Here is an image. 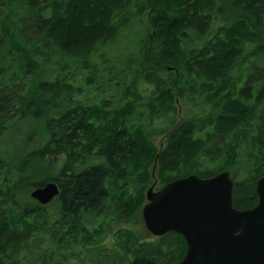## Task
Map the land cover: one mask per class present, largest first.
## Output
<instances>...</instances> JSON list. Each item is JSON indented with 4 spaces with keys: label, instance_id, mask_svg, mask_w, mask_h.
<instances>
[{
    "label": "trees",
    "instance_id": "obj_1",
    "mask_svg": "<svg viewBox=\"0 0 264 264\" xmlns=\"http://www.w3.org/2000/svg\"><path fill=\"white\" fill-rule=\"evenodd\" d=\"M26 120L45 140L0 152V264H179L183 237L133 227L149 169L161 188L227 171L232 207L257 205L264 0H0V142Z\"/></svg>",
    "mask_w": 264,
    "mask_h": 264
},
{
    "label": "water",
    "instance_id": "obj_2",
    "mask_svg": "<svg viewBox=\"0 0 264 264\" xmlns=\"http://www.w3.org/2000/svg\"><path fill=\"white\" fill-rule=\"evenodd\" d=\"M230 173L201 179H175L145 194L141 217L155 238L175 233L183 237L186 253L179 264H264V177L256 182L257 205L232 207ZM59 195L56 183L37 187L30 198L42 206Z\"/></svg>",
    "mask_w": 264,
    "mask_h": 264
},
{
    "label": "rangeland",
    "instance_id": "obj_3",
    "mask_svg": "<svg viewBox=\"0 0 264 264\" xmlns=\"http://www.w3.org/2000/svg\"><path fill=\"white\" fill-rule=\"evenodd\" d=\"M136 43V40H130L128 42L122 43V46H120L119 48V56L121 58H125L126 56L133 53ZM177 109L179 115L176 118V122L180 123L185 120V107L178 105ZM42 124V121L39 120H26L16 123L1 138L0 152L5 156H18L20 154L26 153L27 151H31L40 147V145L45 140V134L43 133ZM165 137L166 135L163 133L162 135L159 134L153 138V146L157 150H159V148H162L165 142ZM155 164L156 162H154V164H152L149 169L150 179L146 188V192L151 187L154 189V191H157L161 188V184L156 178L157 166ZM138 220L139 224L133 227H137L138 229L142 230L145 240H153L154 237L151 236L144 227L142 217Z\"/></svg>",
    "mask_w": 264,
    "mask_h": 264
},
{
    "label": "flooded vegetation",
    "instance_id": "obj_4",
    "mask_svg": "<svg viewBox=\"0 0 264 264\" xmlns=\"http://www.w3.org/2000/svg\"><path fill=\"white\" fill-rule=\"evenodd\" d=\"M257 203H258V202H257ZM254 207H255V206H254ZM254 207H253V208H254ZM251 209H252V208H251ZM247 210H248V209H247ZM240 211H242V210H240Z\"/></svg>",
    "mask_w": 264,
    "mask_h": 264
}]
</instances>
